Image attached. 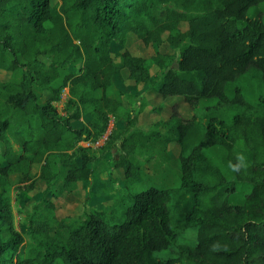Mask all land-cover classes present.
<instances>
[{
	"label": "trees",
	"instance_id": "16d2710c",
	"mask_svg": "<svg viewBox=\"0 0 264 264\" xmlns=\"http://www.w3.org/2000/svg\"><path fill=\"white\" fill-rule=\"evenodd\" d=\"M58 1L57 7L49 0H0V70L22 71L0 82V264H264V21L249 16L264 0ZM160 7L162 18L155 13ZM128 33L145 45L165 42L176 49V67L158 52L151 62L160 72L152 78L146 60L128 51L116 66L110 42L123 44ZM76 61H82L81 73L66 75L62 85L78 95L67 102L75 112L63 117L53 105L59 89L52 84L65 64ZM121 68L162 101L180 97L192 115L183 117L173 102L170 116L145 132L130 114L125 134L116 137L113 166L124 180L141 181L133 160L138 152H158L168 162L166 148L174 142L179 186L127 190L108 209H91L71 223L59 220L53 202L42 198L28 216L32 242L21 253L10 176L19 174L29 191L32 167L40 165L38 177L52 183L59 177L49 161L53 155L66 169L62 191L90 182L94 157L78 142L94 138V129L103 133L106 115L100 128H73L71 120L88 107L101 115L95 108L101 102L110 106L104 93ZM44 90L51 97L41 104ZM98 90L101 98L93 96ZM201 100L216 101L201 106ZM220 147L231 164L243 157L238 171L229 167V179L205 153ZM240 184L249 191L242 204L232 205L229 197Z\"/></svg>",
	"mask_w": 264,
	"mask_h": 264
},
{
	"label": "rangeland",
	"instance_id": "374dc122",
	"mask_svg": "<svg viewBox=\"0 0 264 264\" xmlns=\"http://www.w3.org/2000/svg\"><path fill=\"white\" fill-rule=\"evenodd\" d=\"M49 2L51 6H59L58 0H49ZM155 13L159 18L164 17V8L160 7ZM257 15H260L264 21V4L250 9L249 16ZM185 28L186 24L182 23L180 29L184 30ZM163 37H165V34ZM123 51H128L132 56L146 60L152 78L156 77L160 72V68L151 62V58L158 52L167 55L169 60L172 58L174 62L171 65L176 67L175 59L178 51L169 47L165 42L159 47L155 44L145 45L133 33H128L124 37L123 44L118 41H111L109 53L116 66L121 67L120 53ZM43 62L48 61L44 59ZM81 68L82 61L65 64L60 69V77L52 84V88L59 89L58 100L53 102V105L60 116L68 117L75 112L73 106H67L72 93L69 84L62 86L63 78L68 74H80ZM127 73L126 69L121 68L119 72L112 76L111 85L104 93V97L110 99L112 103L109 104V107L105 106L104 102L95 106V108L100 110L101 115H95L92 110L93 107H88L86 110L79 111L78 120H71L73 128L86 127L91 123L100 128L104 125L103 115H106V129L103 133L94 129V138L78 142L80 146L87 148L94 157V162L90 165L93 169L90 182L78 181L72 187L67 186L62 191V178L66 169L59 166L56 157L53 155H50L49 161L52 167L57 169L59 177L52 183H46L38 177L40 165L32 167L34 182L32 189L29 191L26 189L25 184L21 183L19 174L10 176L8 196L12 212V225L14 230L19 232L24 238V243L20 247L21 253H24L27 249L26 246L32 242L28 228V216L32 213L34 204L42 198L53 202L55 215L59 220L71 223L84 213H88L91 209H108L117 198L125 195L127 190L138 192L150 186L168 188L179 186L180 168L178 154L180 148L174 142L168 144L166 148V153L169 156L168 162H164L163 155H157L156 153L158 152H138V155L133 160L139 164V169L142 173L141 181H135L134 179L124 180L122 169H115L113 166L114 161L119 158L117 148L120 139H116V137L121 138L125 134V125L130 114L136 116V127L145 132L154 129L155 123L162 122L170 116V105L173 102L179 103V112L183 117L192 115V111L186 104L181 100H176L180 97L162 101L161 97L153 92L147 84L129 80ZM21 75V70L17 73L0 70V82H11L15 77ZM102 95L101 90L93 94L95 98H101ZM50 97V91L44 90L39 103L44 104ZM72 97L77 99L78 95ZM215 101L201 100L200 105H212ZM158 130L162 134L166 132V129L161 125ZM109 136H112V138L110 137V139ZM220 148H210L205 153L221 169L224 176L229 179L231 178L230 163L226 161L225 150ZM3 150L4 145L1 143L0 153ZM58 151L57 149L56 152ZM78 161L79 159L77 163H79ZM2 162L0 158V163ZM248 191V186L243 184L236 185L234 193L229 197V203L232 205L242 204ZM49 234L55 235L56 230H50Z\"/></svg>",
	"mask_w": 264,
	"mask_h": 264
},
{
	"label": "clouds",
	"instance_id": "9594fccd",
	"mask_svg": "<svg viewBox=\"0 0 264 264\" xmlns=\"http://www.w3.org/2000/svg\"><path fill=\"white\" fill-rule=\"evenodd\" d=\"M238 162L236 164H229V167L233 170V171H238L240 169V167L243 165V157H238L237 158Z\"/></svg>",
	"mask_w": 264,
	"mask_h": 264
}]
</instances>
